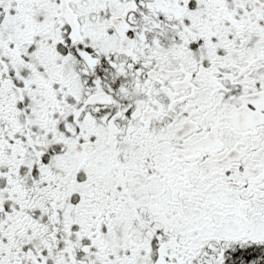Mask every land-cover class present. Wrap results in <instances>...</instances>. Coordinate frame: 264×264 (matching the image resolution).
Instances as JSON below:
<instances>
[{"label": "snow or ice", "instance_id": "snow-or-ice-1", "mask_svg": "<svg viewBox=\"0 0 264 264\" xmlns=\"http://www.w3.org/2000/svg\"><path fill=\"white\" fill-rule=\"evenodd\" d=\"M0 264H264V0H0Z\"/></svg>", "mask_w": 264, "mask_h": 264}]
</instances>
